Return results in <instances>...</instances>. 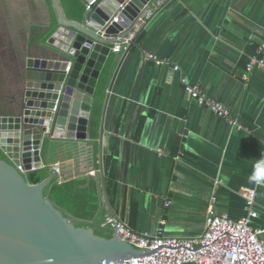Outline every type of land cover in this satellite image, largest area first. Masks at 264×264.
<instances>
[{"label": "crops", "instance_id": "1", "mask_svg": "<svg viewBox=\"0 0 264 264\" xmlns=\"http://www.w3.org/2000/svg\"><path fill=\"white\" fill-rule=\"evenodd\" d=\"M34 1L42 20L33 22V9L23 6L26 25L43 31L56 15L45 0ZM65 33L60 28L54 44ZM263 36L264 0L165 4L128 51L112 54L96 137L49 139L46 164L50 171L54 164L60 168L54 180L73 181L72 202L63 201L62 214L92 228L114 214L138 231L153 234L162 226L165 235L182 238L201 235L211 209L244 216L242 192L255 187L252 175L264 145V67L247 72L245 64ZM142 51L170 63L146 61ZM181 75L222 102L236 124L191 99ZM108 156L116 161L118 184L111 207L100 171ZM253 210L252 225L260 227L264 181L256 186Z\"/></svg>", "mask_w": 264, "mask_h": 264}, {"label": "water", "instance_id": "2", "mask_svg": "<svg viewBox=\"0 0 264 264\" xmlns=\"http://www.w3.org/2000/svg\"><path fill=\"white\" fill-rule=\"evenodd\" d=\"M150 1L96 0L83 21H76L66 18L60 0H51L58 26L46 40L47 54L39 49L25 58L19 110L0 115V264H101L149 255L148 248L133 246L114 230L107 238L64 216L43 191L55 172L38 183L26 175L44 167L46 139H88L96 87L116 60L111 48ZM121 6L119 23L112 22L111 8ZM60 28L65 40L54 44ZM100 171L111 207L103 165Z\"/></svg>", "mask_w": 264, "mask_h": 264}, {"label": "built area", "instance_id": "3", "mask_svg": "<svg viewBox=\"0 0 264 264\" xmlns=\"http://www.w3.org/2000/svg\"><path fill=\"white\" fill-rule=\"evenodd\" d=\"M169 1L151 0L126 33L117 37V42L111 50L115 53L128 51L149 20ZM95 2L96 0L86 2L85 9L90 10ZM122 8L121 6L115 10L112 22L119 23ZM142 57L154 64L170 63L169 58L147 51H142ZM70 66L71 63L68 62L67 71ZM256 66L264 67V36L258 42L255 53L248 57L245 64L247 72ZM172 67L177 72L180 69L177 64ZM179 82L184 92L199 106L206 107L214 115L224 118L232 125L236 124V120L232 119L228 108L222 102L206 95L185 76L181 75ZM257 166L264 169V145L258 153L252 175L255 187L242 192L247 208L246 214L234 219L227 213L217 214L211 209L205 217L202 234L194 238L167 236L162 226H159L153 234L138 231L120 217L114 214L107 215L102 226H107L111 231L114 230L120 238L135 247L148 248L149 255L123 259L122 262L101 264H264V224L260 227L252 225V219L257 217L256 211L253 210L256 186L261 184V181L258 182L255 179ZM17 169L23 170L21 165H18ZM51 171L58 175L60 168L54 164L51 166Z\"/></svg>", "mask_w": 264, "mask_h": 264}, {"label": "trees", "instance_id": "4", "mask_svg": "<svg viewBox=\"0 0 264 264\" xmlns=\"http://www.w3.org/2000/svg\"><path fill=\"white\" fill-rule=\"evenodd\" d=\"M49 10L54 13V10L51 6V0H45ZM60 4L63 8L64 14L66 18L71 20L80 21L83 19V15L85 12V3L82 0H60ZM56 18L52 19V22L48 28L45 30H39L37 27H31V34L28 38L29 49L32 48L35 52L34 54H39V49L41 52L45 53L44 46L46 45L47 38L51 35V33L57 27ZM140 36V35H139ZM138 36V38H139ZM137 38V39H138ZM136 39V40H137ZM47 54V53H45ZM1 69V67H0ZM111 72V68L109 70ZM108 70L104 72L102 75L99 84L96 87L92 109L89 118L88 124V134L91 137H96L99 127L100 120V112L102 108L104 89L108 82V74L110 73ZM22 78L20 79L19 88H16L12 95L7 94V88L2 83L3 73L0 71V115H9L16 113L19 110L22 90L24 85V65L22 68ZM20 92V94H19ZM49 144V139H46L42 146V157L44 159L45 165L44 167L35 169L27 173L26 177L30 183H38L44 178L47 177L49 170V166L46 164V151L47 146ZM90 150V149H89ZM93 152H95V147L92 148ZM104 178L106 184V192L109 198V201L112 203L117 196L118 193V184L116 182V161L108 156L106 158L104 164ZM73 181L69 182H61L58 183L55 180H52L45 188L44 195L58 208H62V203L65 200L72 202L73 197ZM101 223V222H100ZM94 231L96 234L100 236H104L109 238L111 235V230L107 226L100 227L99 224L94 226Z\"/></svg>", "mask_w": 264, "mask_h": 264}, {"label": "rangeland", "instance_id": "5", "mask_svg": "<svg viewBox=\"0 0 264 264\" xmlns=\"http://www.w3.org/2000/svg\"><path fill=\"white\" fill-rule=\"evenodd\" d=\"M23 6L33 9V22L42 20V7L34 0H0V71L9 96L19 88L25 58L35 53L27 44L26 37L30 32Z\"/></svg>", "mask_w": 264, "mask_h": 264}, {"label": "clouds", "instance_id": "6", "mask_svg": "<svg viewBox=\"0 0 264 264\" xmlns=\"http://www.w3.org/2000/svg\"><path fill=\"white\" fill-rule=\"evenodd\" d=\"M255 179L259 181H264V169L260 168V166H257V171L255 173Z\"/></svg>", "mask_w": 264, "mask_h": 264}, {"label": "flooded vegetation", "instance_id": "7", "mask_svg": "<svg viewBox=\"0 0 264 264\" xmlns=\"http://www.w3.org/2000/svg\"><path fill=\"white\" fill-rule=\"evenodd\" d=\"M28 30H29L28 32L31 31L29 27H28ZM29 36H30L29 33H27V37H26L27 41H28ZM27 44H28V42H27Z\"/></svg>", "mask_w": 264, "mask_h": 264}]
</instances>
